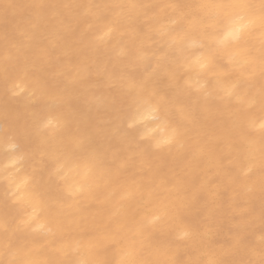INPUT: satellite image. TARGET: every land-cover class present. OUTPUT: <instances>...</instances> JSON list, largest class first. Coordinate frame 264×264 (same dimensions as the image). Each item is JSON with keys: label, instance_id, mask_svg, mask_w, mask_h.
I'll list each match as a JSON object with an SVG mask.
<instances>
[{"label": "bare ground", "instance_id": "1", "mask_svg": "<svg viewBox=\"0 0 264 264\" xmlns=\"http://www.w3.org/2000/svg\"><path fill=\"white\" fill-rule=\"evenodd\" d=\"M218 2L0 0V170L24 154L18 175L35 169L50 200L65 186L91 185L74 210L78 214L65 215L58 224L51 213L42 214L18 230L21 216L4 207L0 175V264L115 261L124 238L159 204L178 206V219L192 225L195 235L177 240L172 226L145 232L140 259L193 264L215 253L226 264H259L264 36L257 26L246 38L256 65L241 61L216 75L200 73L192 63L199 53L187 47L206 11L196 6ZM107 26L114 27L111 37L99 41ZM173 40H183L182 46H172ZM129 83L144 85L151 104L138 102ZM160 97L169 100L167 125L153 119L161 113L151 112ZM47 118L62 127L45 129ZM133 118L140 120L141 131L156 129L157 138L171 127H178V136L154 150V141L125 135ZM77 139L97 154L98 165L87 177L82 164L57 175L55 158ZM249 167L252 172L245 176ZM126 191L133 193L127 200L122 199ZM117 229L115 242L92 246Z\"/></svg>", "mask_w": 264, "mask_h": 264}, {"label": "snow or ice", "instance_id": "2", "mask_svg": "<svg viewBox=\"0 0 264 264\" xmlns=\"http://www.w3.org/2000/svg\"><path fill=\"white\" fill-rule=\"evenodd\" d=\"M197 8L205 9L202 19L197 29V35L191 38L187 47L194 49L193 64L196 65L199 72L204 75H216L221 72V68L232 67L241 61L249 66L257 63L255 55L248 49L246 38L249 33L257 26L261 29L264 36V0H259V4L251 3L249 0H222V2L213 4L197 5ZM114 31L113 26H107L106 30L97 39L104 41L111 37ZM183 40L179 43L172 41V46H182ZM123 54V50H121ZM225 63L221 66L220 62ZM260 74L264 77V40H262L261 51L259 55ZM19 87V86H17ZM235 87V86H234ZM130 90L136 91L138 102L151 104L152 96L149 93L145 97V86L129 83ZM226 96L233 95L232 90L225 93ZM254 103V101H253ZM264 104V96L261 98ZM169 100L166 97H160L151 106L152 113H161L153 116V119L159 123L167 125V107ZM139 116V110L137 112ZM140 120L133 118L128 124L125 135L127 137H139L141 141L151 140L154 150H162L171 145L178 136V127H171L169 134L163 138H157L153 133L156 129L141 131ZM45 129L58 130L62 127L59 120L47 118L43 123ZM261 135L264 136V120L259 124ZM26 160L24 154L11 158L4 169L0 170L3 176L4 184V207L11 208L21 216L18 230L30 227L31 223L42 214L51 213V219L54 224H58L59 219L65 215H76L81 200L90 193L91 185L87 182L76 185L65 186L60 196L55 200H50L46 195V189L40 184L35 169L26 171L23 175H18ZM56 165L55 172L63 176L65 170L73 164L83 165V174L89 175L93 168L99 163V158L94 151L85 149V141L77 139L71 142L61 155L54 160ZM11 170L10 172L8 170ZM252 172L249 167L244 175L248 176ZM248 192L252 187L247 188ZM133 196L131 191H126L122 199H129ZM179 207L171 204H159L156 209L148 216L142 217L132 230L130 236L124 238V244L119 248L118 259L115 261L98 260L94 264H175L171 259L162 260H143L139 257L143 251V238L145 232L163 229L165 226H172L177 240L187 241L195 235L193 226L184 223L178 219ZM40 230L45 229L44 224L39 225ZM36 231V229H33ZM51 232V229H47ZM119 230L116 233H105L92 246L97 247L116 241ZM264 244V235L261 236ZM158 255H166L163 249L153 250ZM23 264H62L55 260H26ZM76 264H93L89 261H78ZM193 264H226V261L219 258L215 253H210L203 261H194ZM259 264H264V248L261 251V260Z\"/></svg>", "mask_w": 264, "mask_h": 264}]
</instances>
